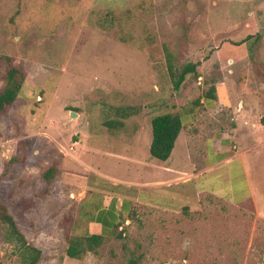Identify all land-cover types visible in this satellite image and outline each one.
<instances>
[{
    "label": "rangeland",
    "instance_id": "374dc122",
    "mask_svg": "<svg viewBox=\"0 0 264 264\" xmlns=\"http://www.w3.org/2000/svg\"><path fill=\"white\" fill-rule=\"evenodd\" d=\"M167 54L176 73L196 65L178 90ZM5 57L21 64L26 80L0 114V199L41 250L39 264H264V0H0V87ZM211 86L221 128H242L233 139L248 154L251 196L137 208L96 253L68 258V239L92 233L71 195L70 159L114 178L132 171L119 158L134 147L143 162L159 164L144 144L135 146L133 129L151 131L157 115L206 110ZM249 94L259 106L246 103ZM12 157L24 163L7 167ZM0 264H20L1 228Z\"/></svg>",
    "mask_w": 264,
    "mask_h": 264
},
{
    "label": "crops",
    "instance_id": "0c3cea01",
    "mask_svg": "<svg viewBox=\"0 0 264 264\" xmlns=\"http://www.w3.org/2000/svg\"><path fill=\"white\" fill-rule=\"evenodd\" d=\"M225 96L224 103L229 105L231 101L226 93ZM255 99L254 94H249L246 103L259 106ZM208 107L206 110L190 109L180 115V133L169 159L159 161L160 165L143 162L140 155H136L135 147L119 158L127 170L132 169L120 178L105 174L80 157L70 159L71 172L67 181L72 187L71 195L79 203L80 218L87 219L93 234H106L141 207L177 210L204 194L230 203L245 201L251 196L244 164L248 154L236 150L233 139L234 133L242 128L237 126L234 132L223 127L221 130L222 120L217 117V109L211 102ZM245 117L238 118L245 121ZM141 132V128L133 129L134 144H144L149 150L152 132L149 129ZM83 150L98 152L90 147ZM145 167L159 173L142 175L143 169L148 171ZM83 169L90 173L86 178L81 173ZM239 186L244 189L242 193L237 191Z\"/></svg>",
    "mask_w": 264,
    "mask_h": 264
},
{
    "label": "trees",
    "instance_id": "16d2710c",
    "mask_svg": "<svg viewBox=\"0 0 264 264\" xmlns=\"http://www.w3.org/2000/svg\"><path fill=\"white\" fill-rule=\"evenodd\" d=\"M167 68L170 79L173 83V89L178 90L184 82L188 74L196 72V65L192 63L186 64L180 72L174 71L171 55L167 54ZM1 60V58H0ZM4 61L7 66L2 74L0 87V114L5 113L19 98L21 89L26 80V74L21 64L10 57H5ZM216 87L211 86L208 90L205 100L210 105L211 101H215ZM220 96L222 100H226L224 90L221 89ZM198 105V101H195ZM128 109L120 110L122 117L129 116ZM181 114H161L155 116L151 120L152 140L149 147L150 157L164 162L169 159L174 148L175 141L180 133L182 122ZM106 126L118 128L123 126L121 121H108ZM24 162L18 157H12L7 162V167L23 164ZM54 168H50L44 175L47 181L53 177ZM134 214V213H133ZM117 227V226H116ZM0 228L2 230L3 239L14 246L19 256L20 264H39L42 252L32 243L28 242L24 234L17 225L13 215L9 212L7 206L0 199ZM112 227L110 230H113ZM105 234L88 233L84 236H74L68 239V247L66 256L70 259L80 260L86 252L96 253L97 249L102 245ZM130 264H133L130 262Z\"/></svg>",
    "mask_w": 264,
    "mask_h": 264
},
{
    "label": "water",
    "instance_id": "95a60500",
    "mask_svg": "<svg viewBox=\"0 0 264 264\" xmlns=\"http://www.w3.org/2000/svg\"><path fill=\"white\" fill-rule=\"evenodd\" d=\"M75 116L73 113H71V117Z\"/></svg>",
    "mask_w": 264,
    "mask_h": 264
}]
</instances>
